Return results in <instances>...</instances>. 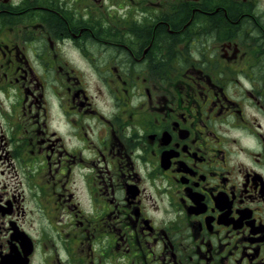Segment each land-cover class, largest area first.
I'll return each mask as SVG.
<instances>
[{
    "label": "flooded vegetation",
    "instance_id": "1",
    "mask_svg": "<svg viewBox=\"0 0 264 264\" xmlns=\"http://www.w3.org/2000/svg\"><path fill=\"white\" fill-rule=\"evenodd\" d=\"M0 264H264V0H0Z\"/></svg>",
    "mask_w": 264,
    "mask_h": 264
},
{
    "label": "trees",
    "instance_id": "2",
    "mask_svg": "<svg viewBox=\"0 0 264 264\" xmlns=\"http://www.w3.org/2000/svg\"><path fill=\"white\" fill-rule=\"evenodd\" d=\"M56 21L59 22V20L56 18Z\"/></svg>",
    "mask_w": 264,
    "mask_h": 264
}]
</instances>
